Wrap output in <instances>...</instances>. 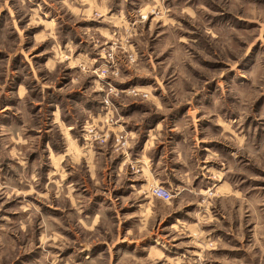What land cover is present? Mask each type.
Here are the masks:
<instances>
[{
    "label": "rangeland",
    "instance_id": "obj_1",
    "mask_svg": "<svg viewBox=\"0 0 264 264\" xmlns=\"http://www.w3.org/2000/svg\"><path fill=\"white\" fill-rule=\"evenodd\" d=\"M108 85L148 97L113 92L105 110ZM234 87H253L247 108ZM215 88L255 141L239 161L220 137L214 168L190 152L185 187L96 124L135 102L149 108L136 122L167 132L173 108ZM0 264H264V0H0Z\"/></svg>",
    "mask_w": 264,
    "mask_h": 264
},
{
    "label": "crops",
    "instance_id": "obj_2",
    "mask_svg": "<svg viewBox=\"0 0 264 264\" xmlns=\"http://www.w3.org/2000/svg\"><path fill=\"white\" fill-rule=\"evenodd\" d=\"M252 89L253 87L246 90L241 89V87H234L233 90H235L237 96L229 98L232 102L231 104L237 107L241 104L242 108L244 107L243 109L247 108L246 102H249V100L246 97L250 96ZM141 91L148 93L143 88H141ZM214 92H216V88L198 92L200 93L199 97L193 98V100L195 99L194 102L185 105L187 107L186 110L182 111L173 108L174 112L169 114L167 132L162 127L164 122L162 117H158V120L154 121V123L147 122V124H144V122H136L133 119L134 116L140 115L142 112L147 113L146 110L149 108L146 105H139L135 102L128 105L118 104L124 110H122L120 116L122 121L118 127H113L111 126L112 124H109L108 115L104 117V120L102 119V123L97 122L96 124L101 129L107 128L108 132L111 131L116 134L120 132L127 133L133 147L131 150L135 152L138 149L136 152L141 154V159H139L141 163H144L145 159L151 161L153 175L158 178L157 180L161 184L175 186L176 188H179L180 185L185 187L183 181L178 180L175 174L180 173L181 169L186 168L189 164L190 152L191 156L194 152H199L205 157H211L215 160V165L210 167L214 168L219 164L217 162L218 159H223V145L219 141L220 137L227 138L231 144L236 146L237 152L234 155L239 161L240 157L245 159L240 155V151L247 149V153H249L250 142L255 141V135L245 133L246 129L243 126V124H247V129H249L250 125L254 124L253 116H246L244 111H240L242 108H236L237 111L233 107H230V109L224 108L223 97H220L219 101L216 100V102L209 101L211 100L209 99L211 97L209 94ZM238 95L246 96L240 97ZM210 104L220 105L221 108L219 110L217 108L211 109ZM225 110L226 112L229 111L230 114L224 113ZM222 114L232 116L231 120L228 122L224 121L221 117ZM245 143L246 145H244ZM252 151L254 153V148H252ZM97 154L94 155L95 159H97ZM199 159V157H196V169L191 166L193 174L199 168V165L206 166L208 164L205 158L200 162ZM174 160H176L175 163H173ZM206 172L211 171L207 170ZM161 173L163 174L160 175Z\"/></svg>",
    "mask_w": 264,
    "mask_h": 264
},
{
    "label": "built area",
    "instance_id": "obj_3",
    "mask_svg": "<svg viewBox=\"0 0 264 264\" xmlns=\"http://www.w3.org/2000/svg\"><path fill=\"white\" fill-rule=\"evenodd\" d=\"M115 44H112V46L110 47L109 52V58L111 60H114V53H115ZM134 62L135 60L132 59ZM109 86V92L107 94V96L105 97L104 101H103V107L105 110H109L112 111V108L114 107V104L112 103L110 97V94H112L113 92H115V95H122V94H126V95H131L134 97H140V96H144V97H148V94L145 92H142L141 90H138L137 88H127L121 91H118L117 89ZM86 128V126H85ZM95 130L92 129L89 133L90 137L92 138L89 142L93 143H99V142H105L106 139L109 138V135H103L100 134L99 132H94ZM115 141H116V146L118 148L121 149V151H124L123 153L125 154V151L128 149L129 147V137L126 133H121V135H117L115 137ZM126 155V154H125ZM152 195L153 197L157 198V199H161L164 201H170L173 198V195L171 193L170 190L166 189L165 187L162 186H155L152 189Z\"/></svg>",
    "mask_w": 264,
    "mask_h": 264
}]
</instances>
